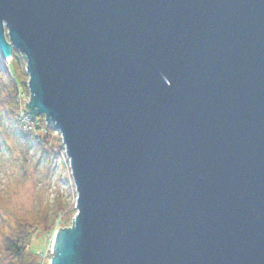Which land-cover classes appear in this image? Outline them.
Wrapping results in <instances>:
<instances>
[{
	"label": "water",
	"instance_id": "obj_1",
	"mask_svg": "<svg viewBox=\"0 0 264 264\" xmlns=\"http://www.w3.org/2000/svg\"><path fill=\"white\" fill-rule=\"evenodd\" d=\"M14 50L77 193L49 264H264V0H0Z\"/></svg>",
	"mask_w": 264,
	"mask_h": 264
},
{
	"label": "rangeland",
	"instance_id": "obj_2",
	"mask_svg": "<svg viewBox=\"0 0 264 264\" xmlns=\"http://www.w3.org/2000/svg\"><path fill=\"white\" fill-rule=\"evenodd\" d=\"M19 63L26 73L24 57ZM12 70L16 73L15 68L12 67ZM29 97L30 93L26 94L22 90L21 109L26 106V102L29 103ZM41 116L44 117L43 122L52 126L46 122L44 115ZM38 133L40 138L47 140L44 142L45 151L36 150L31 145L21 150L13 140L9 141L12 145L10 154L0 151V250L2 238L10 231V224L13 225L19 219H25L31 224L46 213L49 229L43 225L36 227L31 224L25 246L29 251L37 252L42 264H49L56 230L59 227H70L76 215L77 193L60 133L56 130L49 134L45 131ZM59 200L66 207L65 220L61 219L63 214L61 218L56 214Z\"/></svg>",
	"mask_w": 264,
	"mask_h": 264
},
{
	"label": "trees",
	"instance_id": "obj_3",
	"mask_svg": "<svg viewBox=\"0 0 264 264\" xmlns=\"http://www.w3.org/2000/svg\"><path fill=\"white\" fill-rule=\"evenodd\" d=\"M21 60H23V56L15 50L10 63L0 54V151H5L9 154L11 153L10 150H12V145L9 144L10 140H13L12 142L17 144L21 150L31 145L36 150L41 149V151H45L46 145L44 142L47 140L44 141V138H40L38 132L45 131L46 134H49L54 130L51 125L43 122V116L25 122L26 119L23 111H29V109H27V104L21 109L20 94L22 90L26 94L29 90L27 86L28 75L19 66V61ZM12 67L16 69V73L13 72ZM45 138L47 139V136ZM63 204L59 200L56 214H59L60 218L63 214L61 219L65 220L66 207ZM4 221L6 220L4 219ZM15 221L13 225L10 224V231L2 238L3 245L0 250V264H42V260L38 259L37 252L29 251L25 245L28 235L27 231L31 224L36 227L43 225L49 229L46 213L41 214L31 224L25 219Z\"/></svg>",
	"mask_w": 264,
	"mask_h": 264
},
{
	"label": "bare ground",
	"instance_id": "obj_4",
	"mask_svg": "<svg viewBox=\"0 0 264 264\" xmlns=\"http://www.w3.org/2000/svg\"><path fill=\"white\" fill-rule=\"evenodd\" d=\"M12 59H13V56H12V58H10V59H8V60H6L8 63H10L11 61H12ZM28 83V82H27ZM28 86V85H27Z\"/></svg>",
	"mask_w": 264,
	"mask_h": 264
}]
</instances>
